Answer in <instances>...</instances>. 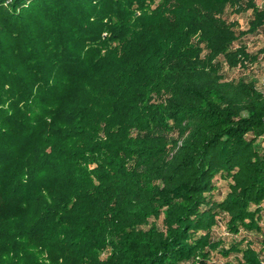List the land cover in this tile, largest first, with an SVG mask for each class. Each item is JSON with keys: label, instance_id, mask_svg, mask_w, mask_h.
Listing matches in <instances>:
<instances>
[{"label": "trees", "instance_id": "obj_1", "mask_svg": "<svg viewBox=\"0 0 264 264\" xmlns=\"http://www.w3.org/2000/svg\"><path fill=\"white\" fill-rule=\"evenodd\" d=\"M263 26L256 0H0V264H263L264 92L222 71Z\"/></svg>", "mask_w": 264, "mask_h": 264}, {"label": "rangeland", "instance_id": "obj_2", "mask_svg": "<svg viewBox=\"0 0 264 264\" xmlns=\"http://www.w3.org/2000/svg\"><path fill=\"white\" fill-rule=\"evenodd\" d=\"M256 4L258 6L264 7V0H256ZM250 9L247 11L233 14L229 13V10L226 12V17L229 20H234L236 22V30L242 31L247 28V22L250 17ZM241 42L246 43L247 49L249 53L255 54L258 52L260 48L264 46V26L258 30L257 33L253 35H246L244 37H241ZM240 41H236L235 45L239 44ZM223 73L225 74V78L227 79H237L238 77H242L247 80H253L256 84V86L261 89L264 92V52L259 54L258 60L251 64L247 65L246 68H228L225 64H223L222 68ZM227 181H221L219 180L216 182V188L214 197L222 198L226 192L228 191ZM263 210V209H262ZM262 219L260 221V225L262 230L264 231V210L262 212ZM221 221V224H218L214 228V232L217 236H221L225 238L226 242H230L232 240H238L240 238V235H231L228 234L227 229H225L224 221L222 218L219 217L218 221ZM244 234V233H243ZM253 238H256L255 243L258 244L257 247H260V241L259 239L264 241V235H253ZM236 238V239H235ZM238 256L236 259L240 258V254H237ZM234 255H231V259L233 261H236L233 257ZM264 257V254H263ZM217 259V258H215ZM221 262V259H217L214 263L219 264ZM238 264V263H236ZM263 264H264V258H263Z\"/></svg>", "mask_w": 264, "mask_h": 264}]
</instances>
